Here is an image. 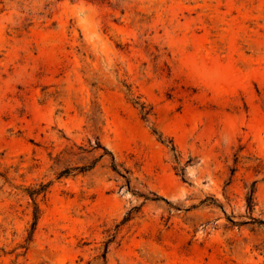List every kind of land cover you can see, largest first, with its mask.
<instances>
[{"label": "rangeland", "instance_id": "obj_1", "mask_svg": "<svg viewBox=\"0 0 264 264\" xmlns=\"http://www.w3.org/2000/svg\"><path fill=\"white\" fill-rule=\"evenodd\" d=\"M253 188L264 0H0V264H264Z\"/></svg>", "mask_w": 264, "mask_h": 264}, {"label": "trees", "instance_id": "obj_2", "mask_svg": "<svg viewBox=\"0 0 264 264\" xmlns=\"http://www.w3.org/2000/svg\"><path fill=\"white\" fill-rule=\"evenodd\" d=\"M142 107V112L144 114V116L146 114H148L147 111H144V105H141ZM174 148V146H173ZM113 169L119 173L120 175H122L123 177H125L124 174H121L119 172V170H117L116 166L113 165ZM82 170H84V168H82ZM67 174V170H63L62 174ZM183 179L184 178V170L183 168H179L178 172H177ZM128 180V179H127ZM46 188H47V184H43V183H40L37 187H30V188H27V193L28 195L30 196L31 200H32V203H33V222L31 224V232L34 231V229L36 228V224H37V221H38V218H39V214H40V210H39V206H38V203H37V197L41 194V193H45L46 191ZM145 199H150V200H158L160 199V196L158 195H153V196H145ZM256 203H255V198H254V188L249 190L248 193H247V196H246V211H247V214H248V221H234L232 220L230 217L227 216L229 222L232 224V225H242V224H245V223H250V224H253L254 226H263L264 227V221L262 219H259V218H256L254 215H253V210H254V207H255ZM131 215H132V210H130L128 213H127V217L125 218V220H128L129 218H131Z\"/></svg>", "mask_w": 264, "mask_h": 264}]
</instances>
